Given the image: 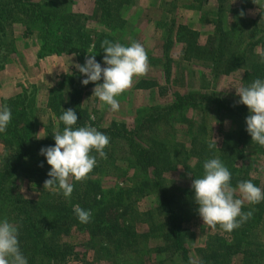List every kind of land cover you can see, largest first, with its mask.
Here are the masks:
<instances>
[{"label": "trees", "instance_id": "1", "mask_svg": "<svg viewBox=\"0 0 264 264\" xmlns=\"http://www.w3.org/2000/svg\"><path fill=\"white\" fill-rule=\"evenodd\" d=\"M11 1L0 0V71L8 57L2 42L7 35L6 31L14 23L24 26L23 37L38 31L39 59L60 55H74L79 59L91 54L95 55L97 62L103 59L100 53L105 35L92 29L86 30L87 18L69 7L71 0ZM255 1L240 0L239 7L231 9L227 26L222 0H216L214 26L204 40L200 34L192 32L185 25L178 26L171 39L188 49L192 57L209 62L213 75L238 71L241 73L240 81L243 86L250 85L257 78L264 80V50L258 55L253 50L259 43L258 40L248 42L240 52L235 43L230 50L231 53H237L238 58L234 66L220 70L226 49L229 47L228 41L238 39L240 45L241 42L244 44L242 34L245 25H248L245 10L253 6ZM112 6L118 8L119 4H113L110 0H95L96 9L102 14H107L106 16L110 15ZM242 11L244 15H241ZM205 90L207 87L201 88L202 92ZM60 91L61 88L56 87L50 90L47 105L56 120L57 130L53 131L49 124L42 138L36 135L37 122L32 118L29 97L25 96V92L1 101V108L7 105L11 109L12 119L6 131L0 133V141L10 153L0 167V208H3L0 209V216L2 215V219L8 218L18 226L19 246L28 264H86L72 246L62 242V238L73 231H85L91 240L100 238V250L113 260V264H147L146 260L151 262L150 239L162 242L161 246L154 247L152 251L156 254L167 252L170 256L177 257L180 264H230L232 258L237 255L241 256V264H264V201L255 205L245 204L242 211L254 210L253 215L232 232H225L218 225L204 246L195 250L196 260L192 259L184 233L185 227L196 226L200 217L191 187L192 181L203 176V163L216 158L220 151L216 147L209 148L214 142L196 134L190 136L188 146H180L177 150L176 146L179 145L172 143L173 137L159 129L164 118H172L173 113L185 105L195 109L198 104H217L220 109L217 112L219 129L226 118L236 120L240 124L237 144L228 150L235 152V157L225 155L218 158L232 174L231 185L236 187L240 181L251 180L264 190V180L261 183L250 178L251 167L244 153L246 145L252 143L257 146L249 139V133L246 131L245 121L249 115L247 106L206 97V94H200L199 102H195L190 94L176 95L173 103L157 108V114L149 113L147 147L137 143V133L134 129L123 130V134L114 129L116 125L113 129H100L98 131L110 137L109 145L104 149L107 159L100 158L95 151L92 152V155L97 157V165L86 180L70 181L74 186L70 199H66L57 186L56 191H41L43 197L36 201L27 200L21 194L16 180L28 174L43 184L46 179H50L47 173L51 166L47 164L46 157L40 154V149L54 146V134L62 133L65 127L59 120L63 110L67 109L62 106L63 95H58ZM79 93L78 89L72 90V108L78 106L76 98ZM82 126L78 119L74 128ZM227 142V137L223 136L220 148L226 147ZM237 159L240 161L239 166L235 163ZM116 160L126 164L123 175L132 172L130 186L117 192L110 190L105 193L96 176L106 165H111ZM179 163L189 177L188 187L168 182L165 178V173L175 170ZM151 195L157 199L156 207L138 211L135 205L140 198ZM75 205L91 210L92 218L89 223L79 222L73 210ZM140 225L145 226L144 232H140L144 228L139 230Z\"/></svg>", "mask_w": 264, "mask_h": 264}, {"label": "rangeland", "instance_id": "2", "mask_svg": "<svg viewBox=\"0 0 264 264\" xmlns=\"http://www.w3.org/2000/svg\"><path fill=\"white\" fill-rule=\"evenodd\" d=\"M25 1L37 2L39 0ZM71 1L72 4L71 6L69 4V7H72L75 13L87 18L86 30L92 29L94 32L105 35L104 40L119 42L124 46H130L134 41L141 43L148 55L149 71L144 77L134 78L132 87L117 97L120 109L113 112L110 106L93 95L95 83L89 82L86 86L81 83L86 77L75 65H83L87 55L79 59L74 55H71L72 58L64 55L49 56L51 58L39 61L37 57L38 31L31 36L23 37L24 26L21 23H14L6 31L7 35L2 42L8 52V57L0 71V108L2 100L12 99L14 95L25 92V96L29 97L32 118L37 122L36 135L38 138L44 136V130L49 127V124L53 127V131L57 130L56 120L47 106L50 90L55 87L61 88L58 95H63L62 106L73 109L83 126H92L100 130L113 129L116 125L114 129L120 130L119 134L123 130L134 129L138 134H136L137 143L142 146L149 144V113L157 114L156 109L173 103L176 95L190 94L195 102L201 99L200 94L234 103L239 101L236 88L243 86L240 81V72L232 71L230 74L213 75L209 62L192 57L188 49L172 41L180 25H185L192 32L200 34L204 40L214 26L216 0H110L119 6L118 8L112 6L108 16L96 9L95 0ZM222 3L228 26L227 21L230 20L231 9L238 8L240 0H222ZM263 7L264 0H256L253 6L245 10L248 25H245L242 34L244 44L241 42L240 45L238 39L233 42L228 41L229 47L226 49L220 70L234 66L238 57L237 53H231L230 50L233 49L235 43L239 46L240 52L245 44L258 40L259 43L253 50L257 55L264 50ZM247 37L250 39H246ZM100 55L104 56L103 49ZM44 58L47 57L40 59ZM100 63L102 67H106L103 59ZM102 82L101 80L98 83ZM203 87H207V90L202 92ZM160 88L162 90H159ZM74 89L80 91L76 98L78 103L76 108L71 107V93ZM219 110L217 104H198L195 109L185 105L184 108L177 109L172 118H164L163 125L159 129L166 131L169 137H173L172 143L179 145L176 146L177 150L180 146H188L190 136L196 134L211 142L216 141V149L220 151L216 158H222L225 155L235 157V152H228V150L237 144L240 124L236 120L226 118L223 119V125L219 129L217 126ZM81 111L85 113L82 114ZM247 112L249 113L248 108ZM223 136L227 137L228 142L222 149L220 147L223 143ZM249 139H251L250 135ZM249 139L246 138L247 141ZM244 153L251 167L250 178L263 183L264 147L258 144L255 147L251 143L245 146ZM9 154L8 149L0 141V167ZM235 163L236 166L240 165L238 159ZM180 164L175 170L166 172L165 178L168 182L188 187L189 177L186 176ZM125 168L124 162L116 160L111 165H106L105 169L96 176L105 193H109L110 190L117 192L130 186L132 172L129 171L123 175ZM16 182L21 194L27 200L36 201L42 196L41 191H51L44 189L43 183H39L37 178L31 174L17 178ZM156 201L154 196H146L140 198L135 206L138 211L142 212L156 207ZM1 217L2 215L0 220L6 218ZM198 219L196 226L185 227L184 231L193 260H196L195 250L203 247L208 237L214 234L218 227L217 225L215 229H212L203 223L201 217ZM141 228L143 230L140 232L146 230L145 226L140 225L139 230ZM100 241L98 237L91 240L90 235L85 231H73L62 238V242L72 246L86 264H113V260L100 250L102 246ZM62 242L59 241V243ZM161 245L162 242L159 240H149L151 262L146 260L147 264H180L177 257L170 256L167 252L156 254L152 251L154 247ZM145 256L147 257V254ZM230 264H241V256L233 257Z\"/></svg>", "mask_w": 264, "mask_h": 264}, {"label": "clouds", "instance_id": "3", "mask_svg": "<svg viewBox=\"0 0 264 264\" xmlns=\"http://www.w3.org/2000/svg\"><path fill=\"white\" fill-rule=\"evenodd\" d=\"M241 15H244L243 11ZM101 48L106 67H102L93 54L86 58L83 65L76 64L75 67L86 77L81 81L82 85L95 83L93 95L110 106L111 111L117 112L120 109L117 97L132 87L134 78L147 75L149 59L144 46L136 41L124 46L119 42L104 40ZM101 80L103 82L98 83ZM236 92L240 98L237 103L247 106L250 113L245 121L246 131L253 143L264 147V80L257 78L248 86L236 88ZM11 119V109L4 105L0 108V133L6 131ZM59 120L65 127L62 133L54 134L55 145L40 149V154L46 157L47 164L51 166L47 173L50 179L44 181L43 188L56 191L58 186L63 196L70 199L74 191L70 181L82 182L88 178L97 165L93 151L100 158L107 159L104 149L109 145L110 137L92 126L74 128L78 116L71 108L63 110ZM213 147L217 148L216 141L209 145V148ZM231 178V172L221 160L212 158L203 163V176L193 179L191 185L203 223L212 229L219 225L228 233L252 217L254 210L242 211L245 203L255 205L264 201V190L251 180L240 181L233 187ZM73 210L80 223L91 221V210L82 209L79 205L73 206ZM18 237L17 225L7 218L0 220V264H28Z\"/></svg>", "mask_w": 264, "mask_h": 264}, {"label": "crops", "instance_id": "4", "mask_svg": "<svg viewBox=\"0 0 264 264\" xmlns=\"http://www.w3.org/2000/svg\"><path fill=\"white\" fill-rule=\"evenodd\" d=\"M93 1H94V0H93ZM93 1H92V2H93ZM135 5H136V4H135ZM133 7H134V6H133ZM133 7H132V8H133ZM263 8H264V7H263ZM133 22H134V21H133ZM67 57L72 58L71 55H70V56H67ZM48 58H51V57H47V58H44V59H39V61H43V60H46V59H48Z\"/></svg>", "mask_w": 264, "mask_h": 264}]
</instances>
